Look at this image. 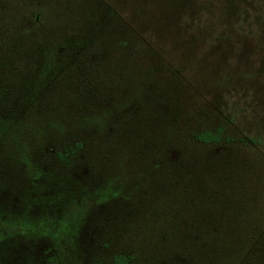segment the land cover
Here are the masks:
<instances>
[{"label": "rangeland", "instance_id": "obj_1", "mask_svg": "<svg viewBox=\"0 0 264 264\" xmlns=\"http://www.w3.org/2000/svg\"><path fill=\"white\" fill-rule=\"evenodd\" d=\"M0 15V264H264V0Z\"/></svg>", "mask_w": 264, "mask_h": 264}, {"label": "trees", "instance_id": "obj_2", "mask_svg": "<svg viewBox=\"0 0 264 264\" xmlns=\"http://www.w3.org/2000/svg\"><path fill=\"white\" fill-rule=\"evenodd\" d=\"M35 18H37V15H35L34 16ZM9 20L10 19H8L7 21H6V19H5V15L4 16H1L0 15V28L2 29V28H5V29H9V30H11V29H15V26H11V24H10V22H9ZM4 21H6L5 23H4ZM5 43H7V41L5 40V41H0V46L1 45H3V44H5ZM13 49V48H12ZM10 58L11 59H13L12 57H10L9 55L8 56H6V55H4V53H3V55H1L0 54V76H4V77H6V78H14V77H12V75H14V73L11 75V76H6L5 75V73H4V71H9V72H11V68H12V65H11V63L9 62V60H10ZM21 57H18V56H16L14 59H15V64L17 65V60H19ZM17 59V60H16ZM20 62H21V59H20ZM10 64V65H9ZM7 66V67H6ZM3 113V111H1L0 110V115ZM9 120H11L9 123H8V121ZM8 121H7V129L8 130H11V126H13L14 125V123H15V117H14V115H12L11 116V118L10 119H8ZM6 132V131H5ZM2 133V132H1ZM0 133V134H1ZM3 134L4 133H2L1 134V137L3 136ZM200 138L202 139V140H209L211 137H210V135H209V133L208 132H202V133H200ZM114 264H128V261H127V256H125V255H122V254H118V255H115V257H114Z\"/></svg>", "mask_w": 264, "mask_h": 264}]
</instances>
